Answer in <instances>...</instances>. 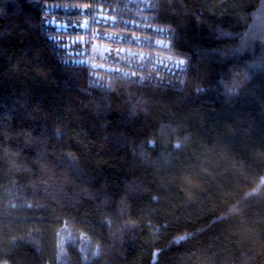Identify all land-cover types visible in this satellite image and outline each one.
<instances>
[{
  "label": "trees",
  "instance_id": "trees-1",
  "mask_svg": "<svg viewBox=\"0 0 264 264\" xmlns=\"http://www.w3.org/2000/svg\"><path fill=\"white\" fill-rule=\"evenodd\" d=\"M0 264H264V0H0Z\"/></svg>",
  "mask_w": 264,
  "mask_h": 264
},
{
  "label": "rangeland",
  "instance_id": "rangeland-1",
  "mask_svg": "<svg viewBox=\"0 0 264 264\" xmlns=\"http://www.w3.org/2000/svg\"><path fill=\"white\" fill-rule=\"evenodd\" d=\"M93 44H94L95 50H97V51H98V49L99 50H102V49L98 48V44H95V43H93ZM102 48H103V51H106L104 47H102Z\"/></svg>",
  "mask_w": 264,
  "mask_h": 264
}]
</instances>
